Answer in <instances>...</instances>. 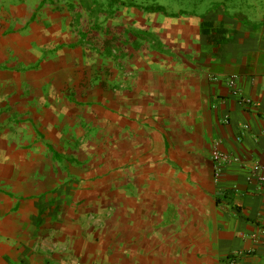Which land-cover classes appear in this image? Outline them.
<instances>
[{
	"label": "crops",
	"instance_id": "obj_1",
	"mask_svg": "<svg viewBox=\"0 0 264 264\" xmlns=\"http://www.w3.org/2000/svg\"><path fill=\"white\" fill-rule=\"evenodd\" d=\"M200 20L196 52H155L98 82L106 108L79 114L102 127L93 143L82 126H55L65 113L31 128L15 160L0 132V264H264V185L249 181L253 164L264 166V22L223 9ZM49 37L66 62L74 48ZM61 80L59 103L71 105ZM70 130L79 155L106 158L58 162L53 150ZM217 150L237 159L219 175Z\"/></svg>",
	"mask_w": 264,
	"mask_h": 264
},
{
	"label": "rangeland",
	"instance_id": "obj_2",
	"mask_svg": "<svg viewBox=\"0 0 264 264\" xmlns=\"http://www.w3.org/2000/svg\"><path fill=\"white\" fill-rule=\"evenodd\" d=\"M151 1L0 0L3 24L0 40V128H7L0 129L1 144L7 145L3 148L4 155L15 160L14 149L32 143L31 128L41 130L49 116L59 119L62 113L68 114V118L64 122L57 121V128L61 124L64 129L70 124L71 127L82 126L81 139L86 141V145L93 143L102 127L91 117L83 119L79 114L83 110L86 112L88 106L87 111L94 116L96 113L93 111L106 108L99 102L97 93L101 88L98 82L111 80L118 68L126 69L135 61L139 65L144 64V58L150 59L155 52L175 59L182 54L196 52L200 18L211 10L223 9L230 17L264 22V0H156L170 16L129 8L132 2L149 5ZM49 36L64 41L63 49L74 48L73 55L61 56L66 58V62L61 61L60 51L55 50V42L49 41ZM63 36L67 38L62 39ZM72 57L79 61L67 72L65 67L71 63ZM62 75L68 77L72 85L71 91L66 92L73 102L71 105L59 103V100L67 101V97L58 94L63 91ZM83 94H86V100L81 99ZM49 99L60 105L54 106ZM3 115L9 118L5 121ZM14 129L23 132L12 134ZM70 132L67 138L70 135L73 145H63L67 141L63 137L60 139L62 146L53 150L58 162L77 161L78 164L73 165L79 167L83 163L90 165L92 160L106 158V153L91 150H86L83 157L79 155V145L75 143L80 141L79 136L75 130ZM40 141L42 136L38 138L42 149Z\"/></svg>",
	"mask_w": 264,
	"mask_h": 264
},
{
	"label": "built area",
	"instance_id": "obj_3",
	"mask_svg": "<svg viewBox=\"0 0 264 264\" xmlns=\"http://www.w3.org/2000/svg\"><path fill=\"white\" fill-rule=\"evenodd\" d=\"M235 84H236L235 78L231 79V81H230L231 87H235ZM242 103L245 105L251 106L252 101L250 99H242ZM212 158L216 164V169H215L216 175L221 174V168H220L221 163L228 162V161L233 162V160L234 161L237 160V159L230 158L229 156H227L223 152H220L219 150H217L213 153ZM251 171H252L253 175H251L249 177V181L252 182L257 177L256 180H257L258 184L262 187L264 185V166L261 165L260 163L256 162L251 167ZM262 252L264 253V246H263ZM232 262H234V261H232Z\"/></svg>",
	"mask_w": 264,
	"mask_h": 264
},
{
	"label": "trees",
	"instance_id": "obj_4",
	"mask_svg": "<svg viewBox=\"0 0 264 264\" xmlns=\"http://www.w3.org/2000/svg\"><path fill=\"white\" fill-rule=\"evenodd\" d=\"M113 2H115V1H113ZM129 8L140 10L142 12L149 13V14H164L167 16L171 15L167 12V9L164 6L158 4L156 0H152L149 5H147V4H136V3L132 2V3H129ZM173 16H175V15H173ZM2 26H3V24L1 23V18H0V38H1V34H2ZM82 33H84V32H82ZM103 53H104V51H103Z\"/></svg>",
	"mask_w": 264,
	"mask_h": 264
}]
</instances>
